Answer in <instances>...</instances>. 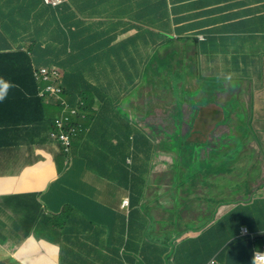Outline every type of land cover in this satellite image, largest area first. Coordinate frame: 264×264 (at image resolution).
Wrapping results in <instances>:
<instances>
[{
	"label": "crops",
	"instance_id": "1",
	"mask_svg": "<svg viewBox=\"0 0 264 264\" xmlns=\"http://www.w3.org/2000/svg\"><path fill=\"white\" fill-rule=\"evenodd\" d=\"M64 4L68 6L66 11L53 12L41 0H0V51L32 49L35 62L55 66L51 62L63 58L59 52L66 56L72 49L77 61L68 67L70 73L101 76L104 85L105 76L118 74L113 72V62H120L116 50L109 51V58L102 53L124 43V64L118 67H127L124 77L141 79L128 85L124 100L93 103L94 120L79 143L72 141L69 153L58 140L42 136V118L36 120L35 107L22 100L17 89L10 85L0 87V123L19 122L18 129H6L0 124L7 133L0 138V143H5L0 144V264H166L162 260L167 253L173 259L176 255L178 264H205L211 257L198 256L196 248L166 245L147 236L148 216H129V210L124 215L122 210L128 207L122 203L119 207L117 182L104 179L101 174L106 171L119 173L122 178L127 175L119 172L117 164L110 163V157L103 167L97 160L101 154L93 146L115 161L125 162L132 141L124 139L127 133H121L144 125L148 117H155L158 122L166 118L160 111L161 102L153 104L157 111L150 115V105L139 95L147 90L143 78L146 64L153 52L166 45L163 30L173 39L190 40V53L182 55V64L187 60L191 74L185 73L184 77L188 78V88H197V98L204 78L232 81L234 95L239 97L235 100L245 101V107L255 114L244 121L255 124V131L262 133L264 141V0H66L61 5ZM192 55L195 58L188 60ZM110 60L115 61L111 64ZM161 71L153 75V83L165 90L162 79L167 78L168 71ZM181 72L180 68L175 70L178 76ZM228 88L232 89V85ZM118 89L109 86L110 92ZM132 93L138 97H130ZM195 105L193 100V117ZM223 107L233 117L222 123L231 127L224 135L228 138L236 119L243 121L244 115L228 103H223ZM215 109L212 105L202 106L201 112L213 115ZM59 112L58 105L47 99L45 114L54 119ZM237 114L242 119L235 117ZM185 116L180 109L178 132L186 125ZM74 121L81 126V118L74 117ZM16 141L19 143H12ZM107 143L113 146L108 147ZM152 155L158 161L166 154L158 151ZM151 164L149 160L148 166ZM161 170L165 167L159 164L155 172L160 175ZM145 174L146 179L152 177L148 169ZM155 185V180L147 182L148 195L155 191ZM232 185L233 177L229 181ZM259 187L264 196V186ZM145 192L146 186L142 185L139 200ZM206 193L211 195L207 194L201 204L202 216L214 209L216 193ZM66 206L70 210L63 221ZM165 206L155 207L159 210L157 216H177ZM230 208L224 204L216 216ZM164 210L168 213H161ZM253 217L258 220V230L243 218L242 225L254 231L264 229V215ZM164 227L157 221L152 230L158 237ZM198 233L190 231L178 241Z\"/></svg>",
	"mask_w": 264,
	"mask_h": 264
},
{
	"label": "trees",
	"instance_id": "2",
	"mask_svg": "<svg viewBox=\"0 0 264 264\" xmlns=\"http://www.w3.org/2000/svg\"><path fill=\"white\" fill-rule=\"evenodd\" d=\"M41 2L43 1L41 0ZM47 5L54 9L53 12L66 11L68 9L67 4L61 6ZM167 32V30L161 31L164 38L163 43L166 44L165 47L160 51L153 52V57L149 64H146L148 67L143 78L147 82V90L139 93L144 102L147 98L152 100L157 95H160V98L166 99L170 103L168 108L160 107V111L166 114V118L161 119L159 122L157 121L159 128L158 135L163 139V142L159 144L149 139L145 132L140 131L139 125L123 131L121 134L127 133L124 139L132 141V147L129 146L131 147V151L126 155L127 157H132L130 164L127 163L126 156L124 157L125 162H117L99 147L93 146L101 154L97 160H101L103 167H105V162L110 157V163L117 164L119 172H124L127 175L126 178H122L119 173H107L103 171L101 177L117 182L120 188L119 207H121L123 197L126 195L129 197L128 208L122 210L125 216H127L128 210L129 216L133 213L148 216L150 227L147 236L152 240L161 241L166 245L175 244L182 247L196 248L199 251L198 256H205L208 259L215 256L220 250L217 257L222 260L226 259V264H253L254 252L256 250L264 251V238L261 236L252 238L249 234H242L240 229L243 226V221L241 220L243 218L250 221L254 230H258V220L253 216L264 215V196L261 195L260 187L256 191L257 187L250 185V171L248 170L249 166H251L254 170L260 171V164L264 165L262 150L257 151L254 146L259 145L262 149L264 141L260 138L244 141L237 139L236 136L232 139L221 138L216 141H213L215 140L214 138L195 140L196 123L193 122L195 117H193L194 110L191 108V103L193 100L195 102L198 101L197 88H188L189 81L188 78L184 77V74H191V70L189 69L187 60L185 64H182V55L190 53V40L183 37L173 39V37L168 36ZM190 39L193 40L191 37ZM110 50H116L120 63L110 60L111 64L115 61L113 62V65H115L113 72L117 71L118 74L105 76L106 82L104 85L102 81L103 77L101 76L94 78L93 76L84 77L81 73L78 75L70 73L68 67L72 62L77 61L73 57L72 49L67 52L66 56L63 55V52H59V57L63 58L60 61L51 62L53 63L52 65L62 69L63 98L67 99L73 106H77L80 111L77 117L82 119V123L79 126V131L73 136L72 141L75 143L81 141L86 133V129L94 120L95 108L93 107V103L95 101L115 100L117 102L124 100L126 96L125 89L128 85L141 79L140 76H132V78L124 77L123 73L126 72L127 67H118L124 64V60L121 58V55L127 51L124 43L109 48L102 53V56L109 58ZM163 54L165 58L162 56ZM32 56V49L28 51L21 49L0 51V87L13 86L24 97L22 100H26V102L35 107L36 120L42 118L40 124L41 134L42 136L46 134L49 137V131L54 127V119L45 114V104L47 99L53 102L54 99L43 98L37 95L38 83L34 79L33 72L38 65L50 64H47L49 62H35ZM191 58L194 59L195 55L190 56L188 60ZM121 67H124V65ZM162 68H166L168 71L167 78L162 79V83L166 84L165 90H163L162 86L161 90H159L153 83V75L161 73ZM177 68L182 69L180 76L175 74ZM110 84L112 87H119V89L110 92ZM201 90L199 88L200 97L202 95L201 92L206 94L205 91ZM174 103L176 104L175 109ZM56 104L61 109V104ZM180 109H183L186 115V125L178 132L180 123L178 114ZM219 112L220 109H215L213 115L215 116ZM81 113L84 114V118L81 117ZM1 125V127H5L6 129L19 128L17 120L13 124H8L7 122ZM5 128H0V138L7 136L6 131L3 130ZM49 139L51 140L50 137ZM210 142L213 146L209 152L205 153L203 149L208 147V145L210 146ZM106 146L112 147L113 145L107 143ZM245 147H249L248 150ZM157 149H162L158 151L166 154L160 157L158 161H156L155 155L151 154L152 151ZM149 160H152L153 165L151 164V167L153 166L155 171L159 164L165 167V170L160 171L159 179L166 178V185L161 188L156 187V190L151 195H148L145 174ZM179 163L183 167L180 170L183 174L182 179L174 177V172L179 171L177 170ZM235 169L237 171L234 174ZM231 177L234 179V185L229 186ZM208 179L216 182L214 209H209L208 216H202L201 208L203 206L201 204L206 201L207 194L211 195V193H206V191L211 190L204 188L198 193L200 190H196V187L194 188L193 186H196L198 182H205ZM123 182H125V185H123ZM142 185L146 186V192L145 197L139 200ZM259 185L261 187L264 186V181ZM122 186L125 189H122ZM196 197L201 200L196 201ZM190 198L195 203L188 206V199ZM174 200L178 202L177 208H175ZM161 204L166 205L165 207L168 208L169 212L177 213V216H174V214L172 216H157L156 214L159 210L154 209L157 206H161ZM224 204L231 206V208L225 214L217 217L218 208ZM172 205L173 207H171ZM179 208H190L191 211L195 210L196 216H183L182 214L178 216ZM65 210L67 211H63V221L67 219L70 208L66 206ZM168 211L164 210L161 213L167 214ZM157 221L165 226L158 237L152 230L153 225ZM190 231H199V233L195 236H190L191 234H189L178 241L182 235ZM162 261L166 264H178L176 255L173 259L168 253L166 259Z\"/></svg>",
	"mask_w": 264,
	"mask_h": 264
},
{
	"label": "rangeland",
	"instance_id": "3",
	"mask_svg": "<svg viewBox=\"0 0 264 264\" xmlns=\"http://www.w3.org/2000/svg\"><path fill=\"white\" fill-rule=\"evenodd\" d=\"M165 58V55H162ZM84 73V71L82 72ZM208 84L211 85L208 87ZM200 85L202 86V90L206 91L207 93H202L201 92V97L200 94L198 96V101L196 102V113H195V118L193 119V122L198 124L196 126V132H195V136L196 139L195 140H201V139H212L214 138L216 140H219L221 138H225L224 135L225 133H227L229 131L228 126L224 125V124H219V123H224L227 119H232V115H230L227 111H225L224 107H223V103H228L231 106L234 107V109L238 110L241 114L244 115V118L242 119V117H240V114H237L235 117L239 116L243 121H240L239 119H236V125L232 126L233 129V133H230L228 136V139H232V137L236 136L237 139H241L244 141H249L250 139H256V138H260L262 139V133L255 131L256 130V125L255 124H251V123H246L244 120H250L251 118L255 117L254 111H251L249 108H246V102L245 101H238L235 100L238 97V95H234V90L236 89L233 82L230 80H225L222 78H213L212 80L207 81L204 78L203 84L200 83ZM229 85H232V89H229ZM218 96V99H216ZM130 97H138L137 94L132 93L130 94ZM161 102L160 107H165L168 108L170 106V103H168L166 101V99L160 98V95H157V97H155L154 99L150 100V98H147L145 100V103H148L150 105L149 107V114H153L154 112L157 111V108L152 107L153 104L155 102ZM82 103V102H80ZM164 104V106H163ZM208 105H212L215 106L216 109H220V112L217 115H211V114H203L201 112V107L202 106H208ZM174 109L176 108V104L174 103ZM68 112V111H67ZM162 112V111H161ZM195 112V111H193ZM61 114V109L60 112L57 116H59ZM149 115V116H150ZM157 118L152 117L146 119V122L144 125H140L141 130L147 134L148 138L151 139L152 141H154L155 143H162L163 139L158 135V123H157ZM124 121V120H123ZM212 132V133H211ZM212 134V135H211ZM74 136V135H73ZM210 146L208 145V147L204 148V152H209L210 149L212 148V144L211 142L209 143ZM251 145H253V143H251ZM256 147V150H264V144H262V149L260 148L259 145H254ZM249 147H245V149L248 150ZM158 150H162V149H157L151 152V154H156ZM128 152L131 151V147L128 148L127 150ZM246 152V150H245ZM244 152V154H245ZM125 159H127V163L130 164L132 161V157L131 156H126ZM153 165V163H152ZM261 170L257 171L254 170L251 166H249L248 170L250 171V175H249V179H250V185L257 187L256 191L258 190L259 187V183L264 181V177L262 178V172H264V165L262 166L260 164ZM146 168L148 169L149 173L151 174L152 177H149L147 180V182L155 180L156 181V185H155V190L156 187L161 188L164 187L166 185V178L165 179H159V175L155 172V168L149 167L148 164L146 166ZM183 169L181 163H179L178 165V169L179 171H175L174 172V177H176V179H182L183 174L180 172V170ZM237 171V169L234 170V174ZM192 178H194L192 176ZM245 178V177H244ZM217 181V180H216ZM222 182V181H221ZM220 182V184H221ZM194 188L196 187V190H200L198 193L201 192L202 189H210V190H215L216 189V182L212 181L211 179H208L207 181H201L198 182L196 186H193ZM197 194V193H196ZM195 196V194H193ZM164 202V201H163ZM175 206L177 208V203L175 200ZM166 203V202H164ZM194 200L193 199H188V206H191L192 204H194ZM183 216H194L195 212L194 210L191 211L189 208L188 209H182L179 208L178 209V216L180 215Z\"/></svg>",
	"mask_w": 264,
	"mask_h": 264
},
{
	"label": "built area",
	"instance_id": "4",
	"mask_svg": "<svg viewBox=\"0 0 264 264\" xmlns=\"http://www.w3.org/2000/svg\"><path fill=\"white\" fill-rule=\"evenodd\" d=\"M45 4L51 6H59L66 0H42ZM33 76L38 83L37 95L43 98H53L58 104H61V114L54 118V127L49 131L51 140H58L63 146L64 150L69 153L72 145L73 135L79 131V126L74 121V117L80 112L77 106L70 104L67 99L62 96L63 92V72L61 68L50 65H38L35 67ZM82 105V104H81ZM68 111V112H67ZM81 117L84 115L81 113ZM122 206H129V197H124ZM242 234H249L252 238L258 237L262 233L264 238V229L260 231H251L248 226L243 225L240 229ZM256 264H264V251L256 250L254 252ZM206 264H226L217 255L210 258Z\"/></svg>",
	"mask_w": 264,
	"mask_h": 264
},
{
	"label": "clouds",
	"instance_id": "5",
	"mask_svg": "<svg viewBox=\"0 0 264 264\" xmlns=\"http://www.w3.org/2000/svg\"><path fill=\"white\" fill-rule=\"evenodd\" d=\"M54 102L55 103H58L55 99H54ZM55 118V117H54ZM217 255V254H216ZM254 256H255V254H254ZM261 259H264V257H260ZM253 264H255V259H254V261H253Z\"/></svg>",
	"mask_w": 264,
	"mask_h": 264
}]
</instances>
